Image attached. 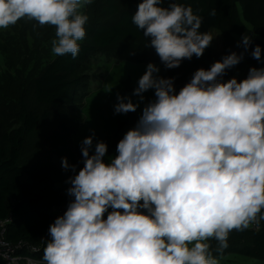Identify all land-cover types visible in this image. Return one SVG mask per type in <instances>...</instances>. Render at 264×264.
<instances>
[{"label":"clouds","instance_id":"1","mask_svg":"<svg viewBox=\"0 0 264 264\" xmlns=\"http://www.w3.org/2000/svg\"><path fill=\"white\" fill-rule=\"evenodd\" d=\"M92 3L0 0V28L21 19L54 26L53 54L75 58L89 21L81 9ZM163 5L142 0L132 16L148 47L166 69L202 57L214 39L200 31L202 17L191 6ZM252 40L242 37L245 51ZM261 53L256 45L251 55L260 60ZM242 59L232 52L196 70L178 93L174 78L146 66L133 95L142 101L154 90L155 99L108 162L105 142L93 151L94 136L82 141L83 167L68 180L74 199L49 226L44 264H218L211 240L222 251L233 230L264 220V68H250L240 81L221 79ZM117 101V114L138 107L127 96ZM61 163L76 172L67 158Z\"/></svg>","mask_w":264,"mask_h":264},{"label":"trees","instance_id":"2","mask_svg":"<svg viewBox=\"0 0 264 264\" xmlns=\"http://www.w3.org/2000/svg\"><path fill=\"white\" fill-rule=\"evenodd\" d=\"M140 2L142 0H93L87 5L89 19L91 9L93 14L85 26L86 37L79 42V54L75 58L71 54L56 56L33 80V100L48 110L36 113L20 96L17 99V127L0 134V220L12 216L6 239L11 243L40 247L35 253L24 250L23 254L43 258V249L49 240L48 229L56 219L49 211L54 205L67 207L74 199L67 194L71 187L68 180L83 167L82 152L73 154L64 133L57 144L59 160L67 158L70 165H76V172L60 167L56 179L51 177L52 166L48 158L39 152L29 153L25 149L26 143L55 116L53 110L74 101L77 89L84 81L78 68L90 55L108 52L121 61L136 65L160 60L155 50L148 47L149 39L132 22ZM169 2L191 6L203 19L200 31L213 29L221 37L220 49L215 50L210 45L202 57L193 56L191 60H183L178 68L171 69L177 93L190 82L196 70H208L214 62L232 52L243 53V59L226 71L221 78L223 81L233 77L240 81L247 77L250 68H264V0H164L163 6ZM213 9L215 16L210 15ZM245 35L253 37L247 51L240 44ZM256 45L262 49L260 60L251 55ZM257 225L258 229L233 230L228 237V247L222 251H217V242L211 240L213 256L236 253L264 261V220H259ZM0 264L6 263L0 258Z\"/></svg>","mask_w":264,"mask_h":264},{"label":"rangeland","instance_id":"3","mask_svg":"<svg viewBox=\"0 0 264 264\" xmlns=\"http://www.w3.org/2000/svg\"><path fill=\"white\" fill-rule=\"evenodd\" d=\"M81 11L89 17L87 5ZM92 14L91 9L88 23L92 20ZM209 33L214 37L211 47L220 49L219 33L213 29ZM55 38L54 26L40 27L36 21L27 19H21L6 29L0 28V134L17 127V99L20 96L29 109L36 113L48 110L34 102L32 83L46 64L56 57L51 43ZM83 41L84 39L80 42ZM151 63L159 67V76L171 78V69H166L160 60ZM148 64L136 65L121 61L108 52L90 55L78 68L84 81L77 89L74 101L61 109L53 110L55 116L28 139L25 149L29 153L39 152L48 158L53 179H56L55 175L62 167L58 156L60 148L57 146L62 133L73 154L81 153V143L88 136H94L93 151L98 141L105 142L108 152L104 159L108 162L117 155L116 146L125 133L136 127L144 107L155 99L154 90L143 93L142 101L133 95ZM118 94L130 97L133 103H137L136 111L115 113L114 105L118 102ZM215 258L218 264H264L263 260L236 253Z\"/></svg>","mask_w":264,"mask_h":264},{"label":"built area","instance_id":"4","mask_svg":"<svg viewBox=\"0 0 264 264\" xmlns=\"http://www.w3.org/2000/svg\"><path fill=\"white\" fill-rule=\"evenodd\" d=\"M66 209L67 207L54 205L51 207L49 213L54 218H57L62 216ZM11 221V215L0 220V258L6 264H44L42 259H37L22 253L24 250L29 253H35L39 251L40 247L27 246L21 242L11 243L6 239L7 226ZM249 227L258 229L259 226L257 223H252Z\"/></svg>","mask_w":264,"mask_h":264}]
</instances>
